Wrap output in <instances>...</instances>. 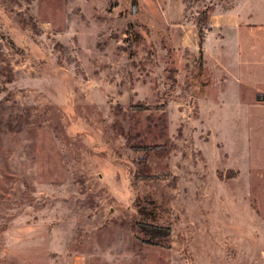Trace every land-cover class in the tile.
I'll list each match as a JSON object with an SVG mask.
<instances>
[{
	"label": "rangeland",
	"instance_id": "1",
	"mask_svg": "<svg viewBox=\"0 0 264 264\" xmlns=\"http://www.w3.org/2000/svg\"><path fill=\"white\" fill-rule=\"evenodd\" d=\"M260 1L0 0V264H264V92L192 23Z\"/></svg>",
	"mask_w": 264,
	"mask_h": 264
},
{
	"label": "crops",
	"instance_id": "2",
	"mask_svg": "<svg viewBox=\"0 0 264 264\" xmlns=\"http://www.w3.org/2000/svg\"><path fill=\"white\" fill-rule=\"evenodd\" d=\"M259 9L260 16H264L262 0ZM205 36L207 40L215 38L222 44H232L236 80L264 92V19L260 25H252L238 8L218 13L211 10ZM247 111L248 159L250 162L259 160L264 166V100L248 102Z\"/></svg>",
	"mask_w": 264,
	"mask_h": 264
},
{
	"label": "trees",
	"instance_id": "3",
	"mask_svg": "<svg viewBox=\"0 0 264 264\" xmlns=\"http://www.w3.org/2000/svg\"><path fill=\"white\" fill-rule=\"evenodd\" d=\"M210 9L205 8L204 10L199 11L195 17L192 18V23L196 27L197 34L201 38L203 28H205L209 23ZM155 227V226H154ZM162 231V235H166L169 232L168 227H157Z\"/></svg>",
	"mask_w": 264,
	"mask_h": 264
},
{
	"label": "water",
	"instance_id": "4",
	"mask_svg": "<svg viewBox=\"0 0 264 264\" xmlns=\"http://www.w3.org/2000/svg\"><path fill=\"white\" fill-rule=\"evenodd\" d=\"M261 98H262V95L259 94V95L257 96V99H261Z\"/></svg>",
	"mask_w": 264,
	"mask_h": 264
}]
</instances>
